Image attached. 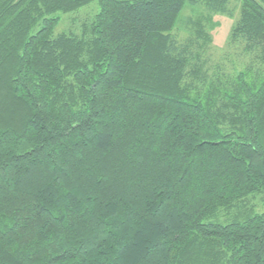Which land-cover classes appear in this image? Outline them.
Here are the masks:
<instances>
[{
    "label": "trees",
    "instance_id": "1",
    "mask_svg": "<svg viewBox=\"0 0 264 264\" xmlns=\"http://www.w3.org/2000/svg\"><path fill=\"white\" fill-rule=\"evenodd\" d=\"M93 1L0 0V264H264V0L230 72L205 22L231 0H96L55 34Z\"/></svg>",
    "mask_w": 264,
    "mask_h": 264
},
{
    "label": "rangeland",
    "instance_id": "2",
    "mask_svg": "<svg viewBox=\"0 0 264 264\" xmlns=\"http://www.w3.org/2000/svg\"><path fill=\"white\" fill-rule=\"evenodd\" d=\"M240 0H231L230 9L233 12L231 18L221 15H210L211 19L205 22L210 29L212 37V44L207 53L209 64H220L225 68L226 72L233 70L234 63H238V67H242L246 63V59L239 57V50L230 48L228 46L227 37L229 35L232 25L238 18ZM98 11L96 6V0H94L89 6L83 7L80 10L68 14H59V22L55 28V34L57 33H73L79 35L82 27L89 24V21L93 18V15ZM204 12L198 7H191L186 4L181 11L177 24L171 31L172 35H177L178 38L184 39L187 35V28L180 21L197 18ZM205 14V13H204ZM180 22V23H179ZM179 23V24H178ZM208 64V66H209ZM260 196L249 198L246 202L247 205L259 206Z\"/></svg>",
    "mask_w": 264,
    "mask_h": 264
}]
</instances>
